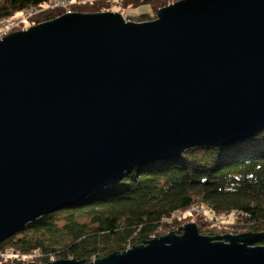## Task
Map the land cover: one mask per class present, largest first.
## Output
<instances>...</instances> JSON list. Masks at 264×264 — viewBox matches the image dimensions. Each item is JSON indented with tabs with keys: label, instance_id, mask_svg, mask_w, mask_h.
<instances>
[{
	"label": "water",
	"instance_id": "1",
	"mask_svg": "<svg viewBox=\"0 0 264 264\" xmlns=\"http://www.w3.org/2000/svg\"><path fill=\"white\" fill-rule=\"evenodd\" d=\"M262 130L264 0H181L141 23L66 13L8 34L0 38V243L125 172ZM177 229L94 262L49 264H264L256 245L264 232Z\"/></svg>",
	"mask_w": 264,
	"mask_h": 264
},
{
	"label": "trees",
	"instance_id": "2",
	"mask_svg": "<svg viewBox=\"0 0 264 264\" xmlns=\"http://www.w3.org/2000/svg\"><path fill=\"white\" fill-rule=\"evenodd\" d=\"M48 1L0 0V21L36 11ZM165 1L120 0L117 7L121 11L130 7L131 12L134 7L148 4L149 15L128 17L131 22L141 23L154 19L151 15L164 7ZM111 10L112 5L100 0L70 6L71 13ZM65 13L60 6L51 7L32 13L28 24L36 26ZM194 206L206 208L213 216L235 218V223L227 224L228 228L200 223L197 231L201 235L214 237L215 231L264 232V130L234 146L192 147L169 161L125 172L115 186L29 223L1 242L0 252L33 254V261L36 259L39 264L55 260L90 263L142 245L159 229H176L180 220L172 222L175 228L163 221ZM258 245H264V241Z\"/></svg>",
	"mask_w": 264,
	"mask_h": 264
},
{
	"label": "rangeland",
	"instance_id": "3",
	"mask_svg": "<svg viewBox=\"0 0 264 264\" xmlns=\"http://www.w3.org/2000/svg\"><path fill=\"white\" fill-rule=\"evenodd\" d=\"M53 0H49L47 2V4H44L42 7H40L39 9H37L36 11H26L23 13H18L6 20L0 21V37L2 38L3 35L5 34H11L13 32H17V31H21V30H25L28 29L30 27H32V25L28 24V18L33 15L32 13H37L38 12H42L44 10H47L48 8H51V2ZM88 1L92 2L94 0H68V3L62 7H60L62 10H65V12H71L70 11V6L71 5H84L85 3H87ZM101 2H105L108 3L110 6L112 5V10L110 12H117L119 13L126 21H129L128 17H135L137 15H140L142 13L144 14H148L150 9H149V5L145 4V5H140L137 7H134L133 11L130 12V7L126 8V9H122V11L117 7V4H119L120 0H100ZM178 1L181 0H166L165 1V5L162 8H165L166 6L176 3ZM53 8V7H52ZM160 8V9H162ZM158 9V8H157ZM155 9V11L153 12V14L151 16H155L157 15V10ZM66 14V13H65ZM127 18V19H126ZM154 18V19H155ZM153 18L151 20L148 21H152L154 20ZM131 22V21H129ZM147 22V21H146ZM135 23H139V22H135ZM174 220H180L179 224L177 225V228L184 226L185 224L188 223H192L194 224L196 227L197 225H199L200 223H204L205 225L209 226V227H217V228H228L230 226H227V224H233L235 223V218H229L228 216H213L212 214H210L208 212V210L206 208H199V207H191L183 212H176L175 214H172V216L169 218H166L164 222V224H167L169 226H171V228H175L172 227L173 225L172 222ZM237 223V222H236ZM174 229V230H166V229H159L157 231V233H155V235L152 238H158V237H162L167 235L169 232H179V229ZM169 231V232H168ZM242 233H247V232H220V231H215L213 234L215 235H237V234H242ZM258 245V244H256ZM258 246H263L264 245H258ZM130 249V248H129ZM17 261H19L17 259ZM54 262V261H51ZM50 262V263H51ZM29 263H34V264H39L38 261L35 259L34 261H29ZM8 264H12L8 263ZM21 264H28V262H22Z\"/></svg>",
	"mask_w": 264,
	"mask_h": 264
},
{
	"label": "built area",
	"instance_id": "4",
	"mask_svg": "<svg viewBox=\"0 0 264 264\" xmlns=\"http://www.w3.org/2000/svg\"><path fill=\"white\" fill-rule=\"evenodd\" d=\"M68 3V0H53L51 2V7H56V6H64ZM32 11V10H29ZM66 13H71V12H66ZM35 255L33 254H29V255H20L18 253L15 252H11V251H2L0 252V264H7V263H11L12 260H21L23 263L24 262H29V261H33Z\"/></svg>",
	"mask_w": 264,
	"mask_h": 264
}]
</instances>
